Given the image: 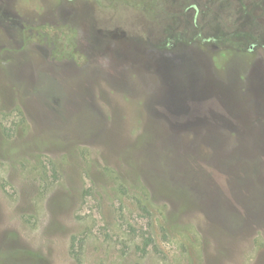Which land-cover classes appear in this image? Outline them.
I'll use <instances>...</instances> for the list:
<instances>
[{"label": "rangeland", "instance_id": "obj_1", "mask_svg": "<svg viewBox=\"0 0 264 264\" xmlns=\"http://www.w3.org/2000/svg\"><path fill=\"white\" fill-rule=\"evenodd\" d=\"M261 5L26 1L0 33V264H264Z\"/></svg>", "mask_w": 264, "mask_h": 264}, {"label": "flooded vegetation", "instance_id": "obj_2", "mask_svg": "<svg viewBox=\"0 0 264 264\" xmlns=\"http://www.w3.org/2000/svg\"><path fill=\"white\" fill-rule=\"evenodd\" d=\"M28 0H0V33L4 34L6 38L10 40L13 38L14 32L20 31L19 21L27 19V13L21 12L22 5ZM37 4H41L43 0H33ZM149 4L153 5V15L163 16L161 20L166 18H175L176 15H180L181 20H185L186 17L193 19V21H201L204 15L213 18H218L221 15V9L224 4H231L232 16L233 11L240 7L243 8L247 4H262L260 7V14L250 15V19L255 22V27L248 28L253 31V35L257 34L264 29V0H148ZM249 1V2H248ZM79 3L90 4L96 3L97 0H60V7L64 15H68L69 10L75 8V5ZM71 5V6H70ZM69 7V8H68ZM239 10V8L237 9ZM172 11V12H169ZM226 11H222L224 13ZM42 10L37 14V19H41ZM142 13V12H141ZM243 15L241 10L238 13ZM169 15V16H168ZM69 17V16H67ZM211 18V20L213 19ZM259 23V24H258ZM263 24V25H262ZM260 27V30L257 29ZM3 42H0V47H3ZM256 43H252L248 46V50L251 51L256 47ZM264 47V46H263Z\"/></svg>", "mask_w": 264, "mask_h": 264}]
</instances>
